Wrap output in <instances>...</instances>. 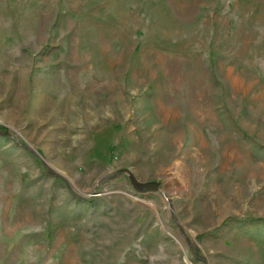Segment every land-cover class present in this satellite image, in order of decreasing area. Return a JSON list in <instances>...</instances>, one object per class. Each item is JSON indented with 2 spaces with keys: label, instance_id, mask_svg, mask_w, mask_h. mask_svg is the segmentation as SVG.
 Instances as JSON below:
<instances>
[{
  "label": "rangeland",
  "instance_id": "obj_1",
  "mask_svg": "<svg viewBox=\"0 0 264 264\" xmlns=\"http://www.w3.org/2000/svg\"><path fill=\"white\" fill-rule=\"evenodd\" d=\"M0 264H264V0H0Z\"/></svg>",
  "mask_w": 264,
  "mask_h": 264
},
{
  "label": "water",
  "instance_id": "obj_2",
  "mask_svg": "<svg viewBox=\"0 0 264 264\" xmlns=\"http://www.w3.org/2000/svg\"><path fill=\"white\" fill-rule=\"evenodd\" d=\"M158 186L156 184H149L144 187V191H156Z\"/></svg>",
  "mask_w": 264,
  "mask_h": 264
},
{
  "label": "trees",
  "instance_id": "obj_3",
  "mask_svg": "<svg viewBox=\"0 0 264 264\" xmlns=\"http://www.w3.org/2000/svg\"><path fill=\"white\" fill-rule=\"evenodd\" d=\"M9 135V134H8Z\"/></svg>",
  "mask_w": 264,
  "mask_h": 264
}]
</instances>
